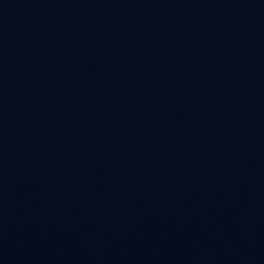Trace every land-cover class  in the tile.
I'll return each instance as SVG.
<instances>
[{
	"label": "water",
	"instance_id": "water-1",
	"mask_svg": "<svg viewBox=\"0 0 264 264\" xmlns=\"http://www.w3.org/2000/svg\"><path fill=\"white\" fill-rule=\"evenodd\" d=\"M0 264H264V0H0Z\"/></svg>",
	"mask_w": 264,
	"mask_h": 264
}]
</instances>
